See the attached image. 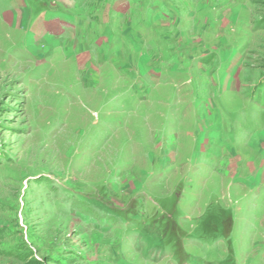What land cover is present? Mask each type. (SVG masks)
Instances as JSON below:
<instances>
[{
    "label": "rangeland",
    "instance_id": "obj_1",
    "mask_svg": "<svg viewBox=\"0 0 264 264\" xmlns=\"http://www.w3.org/2000/svg\"><path fill=\"white\" fill-rule=\"evenodd\" d=\"M0 264H264V0H0Z\"/></svg>",
    "mask_w": 264,
    "mask_h": 264
}]
</instances>
